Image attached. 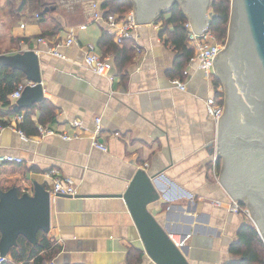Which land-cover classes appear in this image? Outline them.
Returning a JSON list of instances; mask_svg holds the SVG:
<instances>
[{
    "label": "crops",
    "instance_id": "obj_1",
    "mask_svg": "<svg viewBox=\"0 0 264 264\" xmlns=\"http://www.w3.org/2000/svg\"><path fill=\"white\" fill-rule=\"evenodd\" d=\"M104 1L110 0L0 3L4 19L11 23L8 30L1 23V36L10 43L1 41L9 49L0 50V55L34 51L40 59L44 98L53 107L45 115L39 108L33 111L31 120L38 135H26L19 130L26 112L10 115L9 108L0 106V121L7 123L0 137V156L21 158L27 178L49 191L53 188L49 173L56 169L60 176L75 181L79 193L73 198H52L48 239L53 246L44 252L45 264H156L146 253L122 196L139 171L159 181V199L149 205L156 220L170 236H190L182 249L189 263L230 264L234 260L231 248L246 220L228 210L234 199L220 180L223 160L212 152L218 123L208 117L206 102L216 95L215 81L220 78L214 69L216 78L207 79L196 66L190 68L187 79L181 75L188 63L183 65L164 29L169 10L152 22L138 23L136 38L129 39L130 47L119 59L113 50L106 54L99 46L103 31L119 44L105 25L93 19V3L101 11ZM130 2L132 9L124 19L130 15L136 19L135 4ZM176 4L195 30L183 5ZM42 9L47 15L38 21ZM69 36L77 43L59 48L61 57L54 55L51 49ZM40 38L45 42H37ZM87 44H94L100 56L110 59L115 81L87 68ZM178 78L187 84L186 91L174 85ZM16 115L23 120L17 121ZM97 117L102 119L99 141L107 151L94 147L90 139ZM75 120L87 130L81 139L39 138L41 128L73 133ZM216 201L222 206H214ZM7 260L12 261L10 255Z\"/></svg>",
    "mask_w": 264,
    "mask_h": 264
},
{
    "label": "water",
    "instance_id": "obj_2",
    "mask_svg": "<svg viewBox=\"0 0 264 264\" xmlns=\"http://www.w3.org/2000/svg\"><path fill=\"white\" fill-rule=\"evenodd\" d=\"M180 2L198 34L209 31L216 18L215 0H133L136 23L152 22L162 11ZM0 63L21 71L28 85L13 114L42 103L40 59L32 50L0 55ZM214 69L223 80L224 115L212 152L223 160L221 183L229 195L250 207L255 227L264 241V0H232L230 32ZM159 181L139 171L126 193L127 202L148 256L156 264H190L156 220L149 205L158 201ZM51 192L33 182V191L20 194L17 187L0 188V257H9L19 239L38 245L39 232L51 230ZM185 237V236H184Z\"/></svg>",
    "mask_w": 264,
    "mask_h": 264
},
{
    "label": "trees",
    "instance_id": "obj_3",
    "mask_svg": "<svg viewBox=\"0 0 264 264\" xmlns=\"http://www.w3.org/2000/svg\"><path fill=\"white\" fill-rule=\"evenodd\" d=\"M231 5V0H215L214 2L213 9L215 10L216 18L212 22L210 32L214 34L218 41H224L228 37ZM131 9L130 0L104 1L101 5V12L105 18L116 16L119 20H123ZM170 14L171 17L165 21L164 29L169 32L170 39L176 45L183 65H185L193 56V50L186 46L188 32L185 29V25L188 20L178 4L172 7ZM46 15V11L42 9L38 14L37 20L44 21ZM162 17H165V15ZM170 25L173 26L172 31L167 29ZM129 42L130 40L127 39L122 45H116L113 37L108 32L103 31L99 46L106 54L108 50H113L114 55L119 59L120 53H124L130 47ZM102 57L106 58L105 56ZM184 68L181 71L182 76H184ZM23 80H26V77L21 71L6 67L3 63H0V106L9 108L10 115L13 114L14 108L10 96ZM215 82L216 84L220 83L219 81ZM37 108L42 111L43 115L48 113V109L53 110L51 103L45 99L42 103L34 105L31 109L21 111V113L25 111L26 115L23 123L19 126V130L26 135H38L37 127L31 120V115ZM0 123L7 125L4 121H0ZM27 171L28 169L23 163L5 162L1 164L0 188L7 191L13 187H17L20 194L32 192L33 181L27 178ZM38 239V245L33 246L25 238L21 237L19 245L13 248L10 253L12 261L7 260L2 264H30L31 261H33V264H45L47 258L44 252L51 249L53 243L48 239V234L43 232H39ZM261 245H263L262 237L256 227L246 220L238 234V242L231 248L234 260L230 264H264V250L261 249Z\"/></svg>",
    "mask_w": 264,
    "mask_h": 264
},
{
    "label": "built area",
    "instance_id": "obj_4",
    "mask_svg": "<svg viewBox=\"0 0 264 264\" xmlns=\"http://www.w3.org/2000/svg\"><path fill=\"white\" fill-rule=\"evenodd\" d=\"M92 7L95 10L93 19L96 22L105 25L107 31H110L111 34H114V38L117 44L122 45L125 40L136 38L135 33L137 32L139 25L138 23H136V19L134 18V16L130 15L123 20H119L116 16H109L105 18L100 11V6L98 3L94 2ZM38 17L39 16L37 15V18ZM185 29L188 32V47L193 50V56L188 62V67L183 72L184 77L187 79L190 75V68L196 66L197 70L203 72L207 79H213L215 77L214 65L216 57L225 49L226 43L217 42L214 34L210 32V29L204 34H198L189 21H187ZM37 42L44 43L45 39H37ZM76 43V39L72 36H69L64 41V43H57L55 47L51 49L52 53L58 57H61V54L58 51L59 48L63 46H72ZM135 47L137 48L138 52L142 53V49H140L137 44L135 45ZM84 63L88 69H90L93 73L100 77L107 78L111 82L117 79V76L113 74V66L110 59L100 56L94 44H87L85 46ZM173 83L181 91H186L187 84L185 83V81L178 78L175 79ZM28 85L34 86L28 81L22 82L18 85L14 93L10 96L13 104H16L17 101L22 97V94ZM216 91V95L208 98L206 102V108L208 117L218 123L221 117L224 115L225 104L222 97L218 94L222 93L221 86H216ZM16 119L17 121H22L23 117L22 115H16ZM95 125L96 129L90 135L92 145L96 148L102 149L103 151H107L105 145L100 143L99 141V135L102 131L101 117H97L95 119ZM71 127L74 130L73 133H56L55 131L41 128L39 138L44 139L46 136L57 135L64 141H73L81 139L87 132L84 124L79 120L73 121L71 123ZM6 128L7 125L0 123V137ZM21 136L24 140H29V138L26 137L23 133H21ZM22 161L23 160L21 158L10 155L0 156V165L5 162L21 163ZM49 175L53 179V188L50 191L52 198H73L78 196V189L75 185V181L72 178L60 176L59 172L56 169H52ZM214 206H222V203L216 201L214 202ZM228 210L233 214L244 217L248 222L255 225L252 211L248 205L242 204L241 202L236 200H231L228 205ZM184 236H170L173 243L181 250L185 245H187L188 241L190 240V236ZM5 261H7V258L0 257V264ZM49 264L55 263L51 262Z\"/></svg>",
    "mask_w": 264,
    "mask_h": 264
},
{
    "label": "rangeland",
    "instance_id": "obj_5",
    "mask_svg": "<svg viewBox=\"0 0 264 264\" xmlns=\"http://www.w3.org/2000/svg\"><path fill=\"white\" fill-rule=\"evenodd\" d=\"M2 1L3 0H0V3H2ZM232 1V0H231ZM2 10H0V26H1V23H4V28L5 29H7L8 30V28L11 26V23L8 21V20H5L4 19V15H3V13L1 12ZM231 15H232V5H231ZM230 23H231V16H230ZM230 23H229V28H228V37H227V39H225L224 41L222 40V41H218L217 39H216V41L217 42H219V43H227L228 42V38H229V32H230ZM3 32H2V30L0 29V50L1 51H6V50H8L9 48H7V47H4L3 45L4 44H6V42L4 43V41H3V43H1V41L2 40H7L8 42H7V46H8V44L10 43V40H8V38L7 39H4V38H2V36H1V34H2ZM216 38V37H215ZM3 55H6V54H3ZM8 56V55H7ZM216 78V77H215ZM220 80H221V82H220ZM220 80H218L220 83V85L222 86V84H223V86H224V82H223V80L222 79H220ZM219 84H216V86H220ZM223 90H224V92H222V93H218L219 94V96H221L222 97V99H223V101H224V104H226V95H225V87H223ZM222 94V95H221ZM244 204L245 205H248L245 201H244ZM253 215V214H252ZM254 218V217H253ZM255 226V225H254ZM189 242V241H188ZM188 244V243H187ZM262 244V243H261ZM187 245H185L184 247H186ZM183 247V248H184ZM182 248V249H183ZM261 249L262 250H264V241H263V245H261Z\"/></svg>",
    "mask_w": 264,
    "mask_h": 264
}]
</instances>
